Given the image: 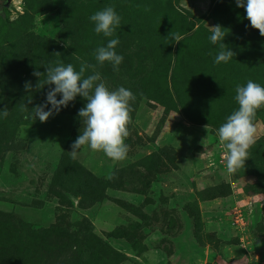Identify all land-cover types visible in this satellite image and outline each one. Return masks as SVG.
Masks as SVG:
<instances>
[{
	"label": "rangeland",
	"instance_id": "374dc122",
	"mask_svg": "<svg viewBox=\"0 0 264 264\" xmlns=\"http://www.w3.org/2000/svg\"><path fill=\"white\" fill-rule=\"evenodd\" d=\"M15 4L10 11L0 0V110L9 112L0 116V264H264V109L250 158L237 173L227 172L218 138L238 109L236 86H264V37L245 10L235 0ZM107 6L121 17L113 37L98 35L90 20ZM52 10L57 27L48 20ZM215 25L229 32L224 43L236 55L228 63L214 62ZM114 38L124 58L118 72L94 56ZM82 61L97 65L110 90L123 86L136 95L123 161L87 145L72 159L84 98L44 123L32 115L49 88H36L40 78L32 73L58 63L79 70ZM173 201L189 211L204 261L179 257L167 239L158 260L150 246L156 225L180 231L176 213L160 207Z\"/></svg>",
	"mask_w": 264,
	"mask_h": 264
},
{
	"label": "clouds",
	"instance_id": "9594fccd",
	"mask_svg": "<svg viewBox=\"0 0 264 264\" xmlns=\"http://www.w3.org/2000/svg\"><path fill=\"white\" fill-rule=\"evenodd\" d=\"M235 3L237 7L245 10L251 28L258 30L264 37V0H235ZM90 20L95 24L94 31L104 37H113L116 29L121 26V17L113 6L95 12L90 16ZM210 28L212 34L209 39L212 44H218L220 49L214 62L228 63L236 55L224 43L229 32L221 25ZM173 40L180 42L181 38L174 36ZM119 43V39L114 38L110 39L106 46L95 49V60L100 66L108 62L114 71H119V65L124 59L115 51ZM45 69L43 73L38 70L32 73L40 78L36 88L49 86L45 102L31 109L34 119L38 118L42 123L47 122L50 117L59 114L80 96L87 103L78 111L83 132L71 145L72 159L76 158L78 150L87 145L92 151L103 152L114 161L125 160L129 152V145L125 141L130 135L132 103L136 100V95L123 86L110 90L102 81L96 64L82 61L79 70H76L71 63H58L55 66L48 65ZM41 77H44L43 81ZM31 89V82H26L25 90ZM235 92L234 99L238 103V109L233 111L218 129L219 144L224 149V160L229 174H235L245 168L246 161L250 158V149L257 139V112L264 109V86L261 84L248 80L244 86L238 84ZM58 94L60 99H57ZM8 114L7 108L0 110V116L6 118Z\"/></svg>",
	"mask_w": 264,
	"mask_h": 264
},
{
	"label": "water",
	"instance_id": "95a60500",
	"mask_svg": "<svg viewBox=\"0 0 264 264\" xmlns=\"http://www.w3.org/2000/svg\"><path fill=\"white\" fill-rule=\"evenodd\" d=\"M7 3L10 5V11H16L17 6L15 4V0H6ZM7 20V18L5 19ZM48 20L51 25L57 27L59 26V20L57 18V14L52 12L48 15ZM162 207V211L169 212L174 211L181 222V229L176 234H170L169 232H163L161 230V225L158 224L154 227V234L149 237V244L150 246L157 251L159 254V259L163 258L161 253V242L163 239H167L171 242L174 252L181 258L185 260H199L204 261L206 257V250L205 247L198 245L197 243L193 242V220L192 217L184 206V204L180 201H173L164 204H160ZM163 213V214H165ZM162 264L163 260H160Z\"/></svg>",
	"mask_w": 264,
	"mask_h": 264
},
{
	"label": "trees",
	"instance_id": "16d2710c",
	"mask_svg": "<svg viewBox=\"0 0 264 264\" xmlns=\"http://www.w3.org/2000/svg\"><path fill=\"white\" fill-rule=\"evenodd\" d=\"M52 12H55V11H54V10H52L50 13H52ZM50 13H49V14H50ZM55 13H56V12H55ZM49 14H48V15H49Z\"/></svg>",
	"mask_w": 264,
	"mask_h": 264
}]
</instances>
